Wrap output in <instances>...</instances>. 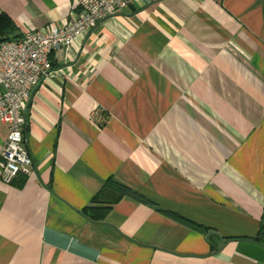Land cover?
Here are the masks:
<instances>
[{
	"label": "crops",
	"instance_id": "1",
	"mask_svg": "<svg viewBox=\"0 0 264 264\" xmlns=\"http://www.w3.org/2000/svg\"><path fill=\"white\" fill-rule=\"evenodd\" d=\"M75 7L0 0L23 34ZM52 59L0 264H264V0H137Z\"/></svg>",
	"mask_w": 264,
	"mask_h": 264
},
{
	"label": "built area",
	"instance_id": "2",
	"mask_svg": "<svg viewBox=\"0 0 264 264\" xmlns=\"http://www.w3.org/2000/svg\"><path fill=\"white\" fill-rule=\"evenodd\" d=\"M75 1L72 15L62 24L29 29L21 38L0 44V124L9 127L0 160L5 183L27 174L33 164L25 140L26 107L34 88L54 72V51L71 47L137 0Z\"/></svg>",
	"mask_w": 264,
	"mask_h": 264
},
{
	"label": "trees",
	"instance_id": "3",
	"mask_svg": "<svg viewBox=\"0 0 264 264\" xmlns=\"http://www.w3.org/2000/svg\"><path fill=\"white\" fill-rule=\"evenodd\" d=\"M23 36L22 32H19L17 25L11 19L10 16L3 13L0 14V44L13 39H19ZM263 228H261L260 234L262 236Z\"/></svg>",
	"mask_w": 264,
	"mask_h": 264
}]
</instances>
